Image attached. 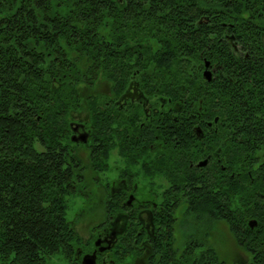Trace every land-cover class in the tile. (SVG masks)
<instances>
[{
	"label": "trees",
	"instance_id": "16d2710c",
	"mask_svg": "<svg viewBox=\"0 0 264 264\" xmlns=\"http://www.w3.org/2000/svg\"><path fill=\"white\" fill-rule=\"evenodd\" d=\"M131 76L213 121L228 180L210 201L195 192L210 210L193 216L248 220L238 243L264 264V0H0V264H78L65 215L89 186L71 121L84 112L90 140L111 145L90 153L94 172L113 148L126 166L129 102L117 100Z\"/></svg>",
	"mask_w": 264,
	"mask_h": 264
},
{
	"label": "flooded vegetation",
	"instance_id": "af4514ba",
	"mask_svg": "<svg viewBox=\"0 0 264 264\" xmlns=\"http://www.w3.org/2000/svg\"><path fill=\"white\" fill-rule=\"evenodd\" d=\"M204 69L210 70L212 78V69ZM100 92L109 94L107 90ZM117 102H129V162L113 177L101 178L105 171L91 175L94 171L90 160L93 150L106 153L105 147L111 145L100 137L95 142L90 140L85 113L75 115L71 124V141L81 143L87 151L84 158H88L89 165L80 159L85 177L89 172L85 184L92 186L91 192L99 191L101 210L99 218L90 219L86 237L75 229L81 242L75 250L77 263L82 264V257L88 254L94 255L95 264H116L114 259L121 256L125 261L119 264H256L247 250L246 258L229 263L212 241L214 228L225 223L238 243L237 236L246 231L248 220H233L232 229L222 219L191 218L197 205L210 210L203 209L202 193L198 196L195 192L204 191L210 201L212 191L228 180V175L218 173V169H224L221 158L225 157L219 158V148L214 147L209 116L196 106L183 108L188 114L180 116L181 109L166 106L163 93L139 90L132 76L129 92ZM80 134L85 136L83 140H72ZM217 207L228 210V197Z\"/></svg>",
	"mask_w": 264,
	"mask_h": 264
},
{
	"label": "rangeland",
	"instance_id": "374dc122",
	"mask_svg": "<svg viewBox=\"0 0 264 264\" xmlns=\"http://www.w3.org/2000/svg\"><path fill=\"white\" fill-rule=\"evenodd\" d=\"M107 90L108 88L104 86L99 90ZM84 112H81L80 115H83ZM72 122V121H71ZM81 153V161L82 163H88V158H84L87 151L80 150ZM122 158L117 155L116 150L113 148L110 150L109 158H107L106 164L109 168H106L105 173L102 174L101 178L104 176H108V178L115 176V173L120 169H124V164L122 162ZM104 172V171H103ZM95 174L92 172L91 175ZM86 181L89 182V172H86ZM91 187L89 186L87 190L89 191L87 198H80L77 196H69L68 203L69 206L66 210V217L70 221L73 222V225L79 235L81 237H86L88 234V225H90V219L99 218L101 214V210L99 207V200L98 197L99 191H92ZM94 189V188H93ZM104 197V195L102 196ZM192 219H197L193 215ZM212 241L214 242V248L217 250L220 256L224 257L232 263L233 261L242 260L246 258L245 248L237 241L232 235V232L228 230L225 223H220L217 227L214 228ZM235 259V260H233ZM233 260V261H232ZM65 264V262L60 259L58 256H53L48 260V264Z\"/></svg>",
	"mask_w": 264,
	"mask_h": 264
},
{
	"label": "water",
	"instance_id": "95a60500",
	"mask_svg": "<svg viewBox=\"0 0 264 264\" xmlns=\"http://www.w3.org/2000/svg\"><path fill=\"white\" fill-rule=\"evenodd\" d=\"M205 66L207 67L208 65H207V63H205ZM203 76L207 79V80H210L211 79V72H210V70H208V69H205L204 71H203ZM84 135L83 134H80L79 136H77V137H73L72 138V140H74V141H77V140H79V139H81V140H83L84 139ZM205 162H202V163H200V165H203ZM255 224V220H251L250 221V226H253ZM82 264H95V257H94V255H88V254H86V255H84L83 257H82Z\"/></svg>",
	"mask_w": 264,
	"mask_h": 264
}]
</instances>
